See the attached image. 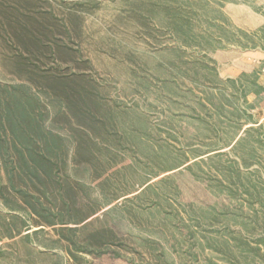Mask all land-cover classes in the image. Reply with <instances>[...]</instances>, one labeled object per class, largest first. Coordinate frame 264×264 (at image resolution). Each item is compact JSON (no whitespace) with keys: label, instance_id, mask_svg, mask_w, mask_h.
<instances>
[{"label":"rangeland","instance_id":"374dc122","mask_svg":"<svg viewBox=\"0 0 264 264\" xmlns=\"http://www.w3.org/2000/svg\"><path fill=\"white\" fill-rule=\"evenodd\" d=\"M23 18L131 142L103 147L105 194L70 167L85 196L53 224L11 209L0 163V264H264V0H0L1 84L26 79L7 32ZM51 121L71 139L74 119Z\"/></svg>","mask_w":264,"mask_h":264},{"label":"trees","instance_id":"16d2710c","mask_svg":"<svg viewBox=\"0 0 264 264\" xmlns=\"http://www.w3.org/2000/svg\"><path fill=\"white\" fill-rule=\"evenodd\" d=\"M49 30L41 20L23 18L8 23L9 39L23 50L24 57L16 66L26 79L17 85L0 83V163L11 189L21 198L14 201L3 194L11 209L31 210L53 224L57 218H70L85 196L86 181H76L70 167L82 165L88 179L100 180L95 188L105 194L107 182L102 178L107 172L100 166L103 147H125L131 140L115 130V111L102 103L97 87L61 66L69 53L64 45L49 39ZM47 64L52 67L45 69ZM55 117L77 122L71 139L54 130L51 118ZM58 206L61 210L56 213L52 208ZM90 236L96 241L92 243L106 244L110 233Z\"/></svg>","mask_w":264,"mask_h":264},{"label":"built area","instance_id":"2783aa9c","mask_svg":"<svg viewBox=\"0 0 264 264\" xmlns=\"http://www.w3.org/2000/svg\"><path fill=\"white\" fill-rule=\"evenodd\" d=\"M260 64H262L261 65V70H262V72L264 73V51L262 52V57H261V63Z\"/></svg>","mask_w":264,"mask_h":264}]
</instances>
